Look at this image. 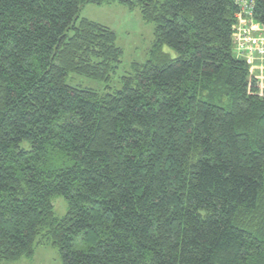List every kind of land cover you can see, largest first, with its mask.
I'll use <instances>...</instances> for the list:
<instances>
[{
  "label": "trees",
  "instance_id": "obj_1",
  "mask_svg": "<svg viewBox=\"0 0 264 264\" xmlns=\"http://www.w3.org/2000/svg\"><path fill=\"white\" fill-rule=\"evenodd\" d=\"M112 2L155 24L121 87L116 32L80 17ZM241 6L0 0V263L52 243L62 264H264V87L234 52Z\"/></svg>",
  "mask_w": 264,
  "mask_h": 264
},
{
  "label": "rangeland",
  "instance_id": "obj_2",
  "mask_svg": "<svg viewBox=\"0 0 264 264\" xmlns=\"http://www.w3.org/2000/svg\"><path fill=\"white\" fill-rule=\"evenodd\" d=\"M80 17L106 25L116 32V42L123 49V56L122 63H120L119 68L114 74L110 85L112 87H121L118 85V78L132 71V64L145 63L149 59L155 42L154 22L146 21L139 8H130L119 2L102 5L85 4L81 9ZM166 50L169 49L166 48ZM255 62L252 61L250 65ZM256 69V75L264 87V71L260 73L258 65H256ZM67 82L72 85H81L99 91L108 90L107 84L104 81L76 74L69 75ZM53 204L55 212L59 217L66 214L68 204L65 198L56 196L53 199ZM11 264H62V256L57 246L52 243H45L36 247L35 254L32 257L22 258Z\"/></svg>",
  "mask_w": 264,
  "mask_h": 264
},
{
  "label": "built area",
  "instance_id": "obj_3",
  "mask_svg": "<svg viewBox=\"0 0 264 264\" xmlns=\"http://www.w3.org/2000/svg\"><path fill=\"white\" fill-rule=\"evenodd\" d=\"M240 3L241 11L238 21L234 25V52L238 57H245L248 63H259V71H264V24L257 22L252 17V8L255 0H236ZM236 50V51H235ZM255 66L251 71L254 72Z\"/></svg>",
  "mask_w": 264,
  "mask_h": 264
}]
</instances>
